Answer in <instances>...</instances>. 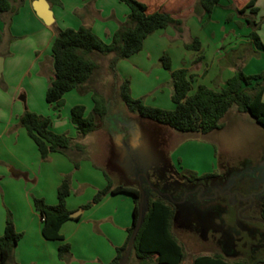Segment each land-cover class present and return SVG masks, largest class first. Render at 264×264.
I'll return each instance as SVG.
<instances>
[{"label":"crops","instance_id":"1","mask_svg":"<svg viewBox=\"0 0 264 264\" xmlns=\"http://www.w3.org/2000/svg\"><path fill=\"white\" fill-rule=\"evenodd\" d=\"M36 1L15 2L13 5L18 12L0 17V57L4 58L0 78V237L5 233L10 213L15 231L22 235L14 252L13 264H109L116 257L117 250L126 243L133 222L135 198L127 193H111L88 209L84 206L109 184L136 188L127 174L128 179H117L118 175L107 174L110 162L115 164L113 167L124 165V160L120 159L121 140L107 130L110 121L95 131L105 140L104 152L101 151L100 156L105 167L89 156L78 158L79 153L74 150L69 155L52 153L47 161H43L36 143L19 122L26 111L33 112L49 118L54 133L80 140L71 111L81 105L85 107V116L92 114L93 93L80 94L76 89L72 90L64 96V105L58 110L46 101L47 90L54 78V41L59 32L66 29L87 28L109 44L126 22L130 10L119 0H60L61 4L47 0L54 18L53 24L47 25L35 10ZM138 1L147 6L148 14L167 13L184 20L185 29L182 34L173 27L159 30L145 40L140 53L120 61L118 74L122 80L130 82L132 97L143 99L148 106L160 107L146 102L149 94L160 88L159 61L165 54L171 58L173 70L187 69L194 76V90L199 85L216 91L223 89L235 75L238 62L246 57L245 53L239 52L241 43H229L231 53L235 55L229 57L228 52L224 54L219 49L218 42L212 43L206 37L204 40L195 33L192 24L199 26L206 18L205 13H194L198 0ZM248 1L222 2L241 8ZM199 15L201 17L197 20ZM215 37L213 32L209 38ZM194 39L200 41L198 51L186 48V44ZM247 44L250 46V40ZM251 52L254 54L252 47ZM106 59L108 61L109 57ZM175 62H178L177 67ZM195 64L197 71L193 69ZM161 69L164 68L161 66ZM153 72H156L154 79ZM171 96L166 110L175 109ZM115 114H121L127 122L125 107L112 108L109 120ZM87 149L90 151L88 146ZM214 160L216 163L217 159ZM217 165H212L210 171ZM66 177L71 184L67 208L72 214H80L62 225V241L47 240L42 234L43 220L35 208L34 199L56 206L58 188ZM66 243L71 247V256L63 261L59 257V249Z\"/></svg>","mask_w":264,"mask_h":264},{"label":"trees","instance_id":"2","mask_svg":"<svg viewBox=\"0 0 264 264\" xmlns=\"http://www.w3.org/2000/svg\"><path fill=\"white\" fill-rule=\"evenodd\" d=\"M50 1L61 4L60 0ZM119 1L128 6L130 13L126 22L113 35L111 43L103 42L90 29L80 28L59 32L52 47L54 78L47 90L46 101L58 110L64 105V96L72 90L77 89L84 94L89 91L93 93L92 114L85 116V107L81 105L74 107L71 111L72 121L77 126L81 140L96 131L97 120L102 121L103 124L108 123L110 111L119 105L126 108V113L136 118L152 121L183 134L207 135L221 130L222 120L234 107L239 112L250 115L258 125L264 128V72L247 76L239 70L220 91L204 85H199L194 90V76L187 69L173 70L172 60L169 55L165 54L160 58V63L166 71L171 73L173 85L171 98L175 109L164 110L148 106L143 99L133 98L130 82L122 80L118 74L120 61L140 53L145 40L153 33L173 27L182 34L185 26L184 20L167 13L148 14L147 6L138 0ZM222 1L224 0H198L194 13L202 12L210 15ZM15 2L21 3L22 0H0V17L5 14H16L18 9L14 8ZM256 3L257 0H249L236 11L239 15L249 14L245 18V23L252 28L249 35L250 42L257 50L264 52V43L258 34L260 24L255 19L258 12ZM1 40L2 33L0 32ZM200 45V41L194 39L192 43L186 44V48L198 51ZM96 56L109 57L108 69L113 80L110 96L103 95L91 86L98 69ZM191 92L194 93L191 94ZM19 125L26 129L28 135L36 143L43 161H47L52 153L69 155L72 150L79 154L85 151L84 145L78 142L79 140H74L68 135L54 133L50 128L51 121L47 117L26 111L20 118ZM74 163L78 166L76 161ZM111 193H127L135 198L133 222L128 230L126 243L117 250L116 257L109 263L120 264L138 222L141 199L137 188L113 187L109 184L99 191L93 201L84 206V209L99 203ZM70 194L71 184L69 178L66 177L58 188L56 206H49L42 199H34L35 208L43 220L42 234L45 239L63 240L60 233L61 227L72 219V212L68 210L66 203ZM147 198L149 209L131 256L133 253L136 255L138 264H182L186 254L173 231L175 215L171 204L158 195H147ZM21 237L22 235L15 231L12 216L8 213L5 233L0 237V264H13L14 252ZM70 256V245L63 244L59 249L60 259L66 261ZM193 264L245 263L231 262L222 255L215 254L198 256L193 260Z\"/></svg>","mask_w":264,"mask_h":264},{"label":"rangeland","instance_id":"3","mask_svg":"<svg viewBox=\"0 0 264 264\" xmlns=\"http://www.w3.org/2000/svg\"><path fill=\"white\" fill-rule=\"evenodd\" d=\"M256 8L258 12L255 19L260 24L258 34L261 41L264 43V0H257ZM236 10L237 8L231 6L230 3L222 2L220 6L215 8L214 12L210 15H206L203 24L199 26H193L192 24V29L198 36L202 37V39L205 40L206 37V39H209L212 43L218 42L219 49L222 50L224 54L228 52L229 57L235 56L231 53V49L228 46L229 43L239 41V43H241L239 52L245 53L246 57L238 62L239 65L235 68L234 72L240 70L247 76L261 74L264 72V52L255 50L251 44L250 46L247 44V41L250 40L249 35L252 31V28L245 23V18L248 17L249 14L239 15ZM199 17H201V15L196 17L197 20L200 19ZM213 32L217 37L211 39L209 37ZM251 47L254 54L251 52ZM97 62L98 69L94 76V83L91 84V86L103 95L110 96L112 94L113 80L109 73L108 61L105 57H98ZM196 65L197 64L193 65V69L195 70ZM161 66L159 61L161 72L158 83L160 88L157 92L149 94L150 96L148 95L149 97L146 103H149V105H158L162 107L161 109L166 110V105L171 102L170 95L173 92V85L171 73L161 69ZM174 66L177 67L178 62H175ZM131 68L130 65L129 69ZM155 73L156 72H153V79L156 77ZM76 91L80 92L77 89ZM193 93L194 92H191V94ZM80 94L84 93L80 92ZM126 114L128 116V123L124 116L115 114L109 120L110 122L107 124V130L110 133L123 136L128 130L126 125L132 124L137 131L136 133L133 132L134 134L144 137L147 133H150L155 136H160V138H165V156L168 158L169 162L175 164L176 167H183V169H189L197 174H202L203 172L210 171V167L217 163L220 169L233 167L238 173H246L248 170L257 171L264 164V128L258 125L250 115L239 112L236 107L232 108L222 120L223 128L221 130L214 131L207 135L179 133L152 121L139 117L136 119L133 115ZM132 118L134 121L131 120ZM97 123V129H99L101 125H103V122L97 120ZM100 137L101 135L95 133V131L89 136V139H86L84 142H81V139L78 137L80 139L78 142L82 143L85 147L84 153L79 154L78 158L81 159L89 156L95 163L105 167L100 157L101 151L102 153L104 152V147L102 149V146L105 140ZM87 146L90 148V151H88V149L86 150ZM181 150H183V153ZM214 158L217 159L216 163ZM110 164L111 167H107L106 169L108 175L110 174V176L114 177L118 175L119 177H115L117 179L120 177L121 179H128L126 175V165L118 168L117 165V167L112 166V164L115 165L113 162H110ZM128 180L136 186L133 181L130 179ZM173 231L186 254L182 264H193V260L198 256L215 254H220L231 262L240 261L239 254L225 253L221 248H214L208 244H204L197 236L183 228L174 226ZM137 263L138 259L133 253L128 264Z\"/></svg>","mask_w":264,"mask_h":264},{"label":"flooded vegetation","instance_id":"4","mask_svg":"<svg viewBox=\"0 0 264 264\" xmlns=\"http://www.w3.org/2000/svg\"><path fill=\"white\" fill-rule=\"evenodd\" d=\"M126 126V134L118 136L120 159L136 188L141 185L146 196L166 199L174 210V226L204 244L237 253L245 264H264V164L246 173L217 166L197 174L169 162L165 138L143 137L133 133L132 124Z\"/></svg>","mask_w":264,"mask_h":264},{"label":"water","instance_id":"5","mask_svg":"<svg viewBox=\"0 0 264 264\" xmlns=\"http://www.w3.org/2000/svg\"><path fill=\"white\" fill-rule=\"evenodd\" d=\"M35 10L37 11V13L39 14L40 18H42L47 25H51L54 22V18H53V12L50 8V4L47 2V0H37L35 3ZM3 69H4V58L0 57V78L2 76L3 73ZM139 191H140V205H139V218H138V222L136 225V228L130 238L126 253L124 255V257L122 258L120 264H128V261L130 259L131 253L133 251V247L135 245L138 233L140 231V229L142 228V225L145 221V215L149 209V200L146 196V194L143 191L142 186H139ZM80 214V212H76L73 213L71 215V218H76L78 215Z\"/></svg>","mask_w":264,"mask_h":264}]
</instances>
